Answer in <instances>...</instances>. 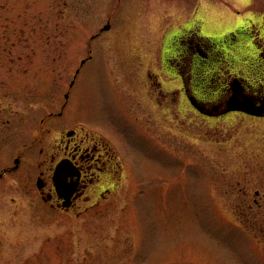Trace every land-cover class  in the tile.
I'll return each mask as SVG.
<instances>
[{
    "label": "rangeland",
    "instance_id": "obj_1",
    "mask_svg": "<svg viewBox=\"0 0 264 264\" xmlns=\"http://www.w3.org/2000/svg\"><path fill=\"white\" fill-rule=\"evenodd\" d=\"M141 2L0 0V264H264V118L197 111L169 38L194 24L226 35L247 0ZM202 52L187 88L215 98L235 63ZM71 129L111 138L125 176L66 214L38 198L37 178Z\"/></svg>",
    "mask_w": 264,
    "mask_h": 264
},
{
    "label": "flooded vegetation",
    "instance_id": "obj_2",
    "mask_svg": "<svg viewBox=\"0 0 264 264\" xmlns=\"http://www.w3.org/2000/svg\"><path fill=\"white\" fill-rule=\"evenodd\" d=\"M188 1L165 0V3L161 4H167L164 9L173 7L175 4L184 8ZM138 2L144 5L141 0ZM246 12L245 16L240 17L242 11L236 10L237 17L232 19L233 28L231 32L223 36H199L195 32L197 26L193 27L194 24L191 30L182 28L169 37L174 38V44L181 45L184 53H187L179 59L172 55L177 61L176 69L187 72V75L180 73L181 78L184 79L183 93L187 100L197 111L208 116H215L220 120L233 116L264 118V0H247ZM163 16L167 18L168 14H163ZM195 37L198 39L196 40ZM202 46L208 52L216 55L227 53L226 57L233 64L235 63L234 67L227 71L219 69L218 93L215 98H207L193 92L189 94V88H187L186 80L193 78V71L197 65L190 58L191 55L193 54L198 61L209 58L207 53L202 52ZM167 47L171 48L172 46L167 44ZM173 48L174 46L172 51ZM228 50H232V52ZM167 61L173 62V59ZM248 62L255 65L260 76L250 79L239 73L238 65ZM236 87H238L237 90ZM234 96L239 97V104L235 109H231L230 100ZM64 132L60 147L63 150V157L57 160L49 177L45 175V172H40L41 175L37 178V196L52 211L74 214L81 208L79 203H87L94 198L95 200L106 198L108 194L118 189L125 176V165L119 151L115 148L116 143L111 138L100 135L89 139L80 138L75 129ZM54 161L56 160L54 159ZM63 161L68 163L65 173L68 176L70 187L64 194H60L55 186L53 176L57 166ZM12 170L14 169L6 168L4 175ZM2 176L3 174L0 173V177Z\"/></svg>",
    "mask_w": 264,
    "mask_h": 264
},
{
    "label": "water",
    "instance_id": "obj_3",
    "mask_svg": "<svg viewBox=\"0 0 264 264\" xmlns=\"http://www.w3.org/2000/svg\"><path fill=\"white\" fill-rule=\"evenodd\" d=\"M110 29V24L108 23V25H106L104 27V30H108ZM86 62V60H83L82 61V65ZM77 73H79V70L77 71ZM73 84V83H72ZM238 89V87H236V90ZM66 97L68 98V95H66ZM239 104V97L238 96H234L231 100H230V105H231V109H235L236 108V105ZM20 164V159H17L16 160V167L15 168H18ZM67 162L66 161H63L61 162L57 168H56V171L54 173V177H53V180H54V183H55V186L58 190V192L60 194H64L65 191L67 190L68 187H70V185L68 184L69 180H68V176L67 174L65 173V169L67 166ZM64 170V172H63ZM39 187L41 188V184H40V180H39Z\"/></svg>",
    "mask_w": 264,
    "mask_h": 264
}]
</instances>
